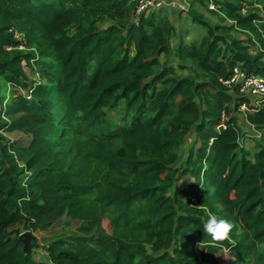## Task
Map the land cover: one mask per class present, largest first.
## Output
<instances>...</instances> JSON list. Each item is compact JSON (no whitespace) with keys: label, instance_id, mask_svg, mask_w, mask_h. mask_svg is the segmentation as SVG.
Segmentation results:
<instances>
[{"label":"trees","instance_id":"16d2710c","mask_svg":"<svg viewBox=\"0 0 264 264\" xmlns=\"http://www.w3.org/2000/svg\"><path fill=\"white\" fill-rule=\"evenodd\" d=\"M140 1L0 0V264H264V100L222 82L264 77V0H191L204 36L176 45L168 2L137 15ZM244 103L259 135L242 131ZM209 213L235 226L227 251ZM62 219L76 233L23 252L24 231Z\"/></svg>","mask_w":264,"mask_h":264},{"label":"rangeland","instance_id":"374dc122","mask_svg":"<svg viewBox=\"0 0 264 264\" xmlns=\"http://www.w3.org/2000/svg\"><path fill=\"white\" fill-rule=\"evenodd\" d=\"M154 1V0H151ZM163 2H168V4L174 3L177 6L173 7H165L163 8V13L169 17L171 20L173 26H174V32L172 35V43L176 45L178 43L179 37L181 36H186V38L189 41H193L196 39H200L201 37L204 36L203 32H200V30L194 26L190 20V18L187 16V13L185 11H182L181 7L188 8L191 0H162ZM197 9L199 12L205 14V16L211 20L213 24H226L229 25L230 23L228 21H223L220 16L211 14L208 9L204 5L197 4L196 5ZM154 10V9H152ZM250 12H258V9H250ZM261 13V11H259ZM254 34L255 32L252 31ZM234 37L244 39L245 36L241 33H234ZM258 52V50H256ZM26 80L31 83L33 80L37 81H42L40 76L36 71H33L31 68L27 67L26 70ZM226 86V85H225ZM227 87V92L228 94L234 95V96H242L239 92L235 91L234 89H231L230 87ZM248 97V96H247ZM248 102L247 104H254L255 105V100L251 99L248 97ZM207 106L210 105V101L206 102ZM248 106V105H247ZM241 110V109H240ZM238 118H239V123L242 128V131L245 135H259L258 132L250 126L245 117H244V112L238 111L234 112ZM111 119L118 123L122 124L123 123V117H124V108L123 105L118 109L114 111H109ZM190 137L185 141L184 146L178 151L177 158L174 160L172 166L176 171H179L182 168V164L184 160L186 159L188 155L189 149L194 146L195 142L197 144L198 139H196V135L194 130L191 131L189 134ZM242 144L245 149L249 150L252 153L251 158L255 160L256 158V149L254 147V143L248 139L245 138V140H242ZM190 183L189 179H185L182 182H178L177 185L180 187L184 188L187 187V185ZM178 200H181V198H178ZM190 208H194V205H191ZM182 215H185V212H181ZM77 231V225L73 221H69L66 219H62L55 223L50 229L46 231H34L31 232L32 235L35 237L36 241L39 243L41 247H46L51 241H53L56 238H63V237H69L76 233ZM25 232H30V231H24ZM22 233V234H23ZM21 234V235H22ZM35 257L37 260H45L46 256L44 255V251L41 249L37 253H35Z\"/></svg>","mask_w":264,"mask_h":264},{"label":"built area","instance_id":"2783aa9c","mask_svg":"<svg viewBox=\"0 0 264 264\" xmlns=\"http://www.w3.org/2000/svg\"><path fill=\"white\" fill-rule=\"evenodd\" d=\"M165 5V2L162 0H141L137 8V15L144 13L149 9H159ZM170 6H177L174 3L169 4ZM182 11H185L187 8L181 7ZM211 9H215L213 4L210 5ZM245 13V10H243ZM224 85L230 87L231 89H237L238 92L243 96H248L251 99L255 100V105L259 106L261 100H264V77L259 76H248L241 68L236 67L234 69L233 77L228 81H222ZM241 110L247 111V104L241 106ZM191 202L194 203L195 200L191 199Z\"/></svg>","mask_w":264,"mask_h":264},{"label":"clouds","instance_id":"9594fccd","mask_svg":"<svg viewBox=\"0 0 264 264\" xmlns=\"http://www.w3.org/2000/svg\"><path fill=\"white\" fill-rule=\"evenodd\" d=\"M234 227V224L229 220L209 213L207 220L203 224V232L211 237L218 247L227 251V244L235 245V241L232 238Z\"/></svg>","mask_w":264,"mask_h":264},{"label":"water","instance_id":"95a60500","mask_svg":"<svg viewBox=\"0 0 264 264\" xmlns=\"http://www.w3.org/2000/svg\"><path fill=\"white\" fill-rule=\"evenodd\" d=\"M20 241L23 244V252L25 254H33L31 249V242L36 241L35 237L32 235L31 232H25L20 236Z\"/></svg>","mask_w":264,"mask_h":264}]
</instances>
